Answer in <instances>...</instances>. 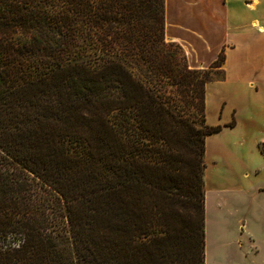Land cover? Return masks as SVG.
<instances>
[{
    "label": "trees",
    "instance_id": "trees-1",
    "mask_svg": "<svg viewBox=\"0 0 264 264\" xmlns=\"http://www.w3.org/2000/svg\"><path fill=\"white\" fill-rule=\"evenodd\" d=\"M164 37L165 0H0V264H206L220 128L176 178L165 86L205 111L225 55L188 70Z\"/></svg>",
    "mask_w": 264,
    "mask_h": 264
},
{
    "label": "crops",
    "instance_id": "crops-1",
    "mask_svg": "<svg viewBox=\"0 0 264 264\" xmlns=\"http://www.w3.org/2000/svg\"><path fill=\"white\" fill-rule=\"evenodd\" d=\"M165 36L194 70L225 55L205 99L220 128L205 144V263L230 249L263 258L264 0H165Z\"/></svg>",
    "mask_w": 264,
    "mask_h": 264
},
{
    "label": "rangeland",
    "instance_id": "rangeland-1",
    "mask_svg": "<svg viewBox=\"0 0 264 264\" xmlns=\"http://www.w3.org/2000/svg\"><path fill=\"white\" fill-rule=\"evenodd\" d=\"M163 43L165 45H172L171 48H167V50L170 49V53H172L174 57L177 58L176 60H178L180 63L179 66L184 67L186 65L188 70H194L190 67V64L188 63L187 53L181 45L168 40L166 36L164 37ZM199 70H208V68ZM222 72L219 75L215 73L211 74L210 78L212 79V81L221 77ZM207 87L208 84L205 87L206 94ZM165 91L166 97L168 99V105L171 106V114L175 118V128H172L173 132L166 144L168 145V148L170 150L171 158L175 163L174 168L177 169L176 178L181 179L182 177L184 179V176L189 174L188 172L190 171L193 163L192 159L194 157V145L192 143V137L198 130L202 129L205 125H208L206 120V112L201 111L199 107H197V102L199 99L197 98L196 93L192 92V89L188 92L184 89V87L169 82L165 86ZM207 137L205 138V144ZM163 149L164 146L162 150ZM158 150L160 149L158 148ZM205 153L206 147L204 145V154L201 159L202 163L200 165V172L202 175V190L206 198L205 176L207 166ZM162 164L163 161H160V165ZM187 180L188 179H186L184 182H186ZM240 233H238V235ZM235 251L230 249L225 253L223 258L217 259L214 256L211 258L214 259V264H259L260 262H264V256L263 258L261 256L254 257V255H252L251 257L248 256V254H252L254 252L244 251L243 254L241 251L240 253H237Z\"/></svg>",
    "mask_w": 264,
    "mask_h": 264
}]
</instances>
